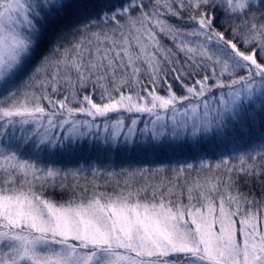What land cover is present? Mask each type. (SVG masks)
Wrapping results in <instances>:
<instances>
[{"label": "snow or ice", "instance_id": "6c2138e0", "mask_svg": "<svg viewBox=\"0 0 264 264\" xmlns=\"http://www.w3.org/2000/svg\"><path fill=\"white\" fill-rule=\"evenodd\" d=\"M0 264H264V0H0Z\"/></svg>", "mask_w": 264, "mask_h": 264}, {"label": "trees", "instance_id": "16d2710c", "mask_svg": "<svg viewBox=\"0 0 264 264\" xmlns=\"http://www.w3.org/2000/svg\"><path fill=\"white\" fill-rule=\"evenodd\" d=\"M140 126H143L142 122H140ZM222 150H224L223 145L210 143L208 141H203L199 145L181 143L175 145L174 147H164L163 149H157L155 152H134L131 154V158H129L127 155H123L120 158H117L116 166H127L129 163H132L133 166L147 165L150 167H155L160 163H178L184 160L194 162L201 157L215 161L220 157ZM175 157H178L179 160H176ZM76 163V161H73L71 164L64 166L74 167ZM105 163H107V161H105ZM57 199H59V196H57Z\"/></svg>", "mask_w": 264, "mask_h": 264}, {"label": "rangeland", "instance_id": "374dc122", "mask_svg": "<svg viewBox=\"0 0 264 264\" xmlns=\"http://www.w3.org/2000/svg\"><path fill=\"white\" fill-rule=\"evenodd\" d=\"M144 115H146V114H144ZM217 157H218V154H217ZM175 159H176V160H179L178 157H175Z\"/></svg>", "mask_w": 264, "mask_h": 264}]
</instances>
